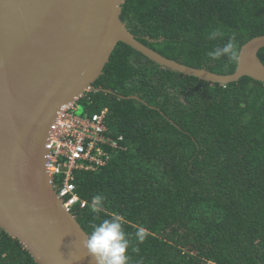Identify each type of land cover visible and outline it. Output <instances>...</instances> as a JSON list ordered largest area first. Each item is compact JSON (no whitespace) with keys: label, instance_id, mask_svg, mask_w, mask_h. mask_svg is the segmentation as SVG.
Returning a JSON list of instances; mask_svg holds the SVG:
<instances>
[{"label":"trees","instance_id":"16d2710c","mask_svg":"<svg viewBox=\"0 0 264 264\" xmlns=\"http://www.w3.org/2000/svg\"><path fill=\"white\" fill-rule=\"evenodd\" d=\"M121 20L166 58L230 75L237 65L207 53L232 34L240 49L263 36L264 0H124ZM215 28L225 39L207 40ZM93 86L78 108L90 117L107 109V136L119 148L104 147L105 166L76 172L87 205L73 214L84 230L119 215L130 264H264V84L246 76L213 84L119 43ZM0 264L38 263L0 227Z\"/></svg>","mask_w":264,"mask_h":264},{"label":"water","instance_id":"95a60500","mask_svg":"<svg viewBox=\"0 0 264 264\" xmlns=\"http://www.w3.org/2000/svg\"><path fill=\"white\" fill-rule=\"evenodd\" d=\"M123 3L0 0V227L38 264H96L84 247L88 233L52 184L47 143L62 108L95 89L119 43L161 67L213 84L245 76L264 84V35L241 47L233 74L220 75L140 42L121 20Z\"/></svg>","mask_w":264,"mask_h":264},{"label":"built area","instance_id":"2783aa9c","mask_svg":"<svg viewBox=\"0 0 264 264\" xmlns=\"http://www.w3.org/2000/svg\"><path fill=\"white\" fill-rule=\"evenodd\" d=\"M77 108L75 103L62 108L47 143V171L59 198L70 212L87 205L76 194V172L95 171L105 166L109 156L104 147L119 148L118 141L107 136V110L90 117L78 115Z\"/></svg>","mask_w":264,"mask_h":264},{"label":"clouds","instance_id":"9594fccd","mask_svg":"<svg viewBox=\"0 0 264 264\" xmlns=\"http://www.w3.org/2000/svg\"><path fill=\"white\" fill-rule=\"evenodd\" d=\"M206 38L209 41L223 40L225 34L219 28H215L208 32ZM207 55L213 61L224 59L229 64L238 65L242 60L243 53L237 42L236 34H232L227 38L226 43L215 45ZM77 101L75 102L76 105ZM79 199L83 200L80 197ZM104 201L105 197L100 194L92 198L91 206L95 213L98 214L103 211ZM71 213L73 214V212ZM146 235V230L143 227H137L134 233L135 240L138 243H143ZM130 245L129 235L124 231L119 215L103 219L98 224H93L91 233L87 234V239L84 241V247L88 255L94 258L96 264H130ZM132 251L138 253L139 248H132Z\"/></svg>","mask_w":264,"mask_h":264},{"label":"rangeland","instance_id":"374dc122","mask_svg":"<svg viewBox=\"0 0 264 264\" xmlns=\"http://www.w3.org/2000/svg\"><path fill=\"white\" fill-rule=\"evenodd\" d=\"M83 111H84L83 108L80 107V108L77 109V112H76V113H77L78 115H82Z\"/></svg>","mask_w":264,"mask_h":264}]
</instances>
